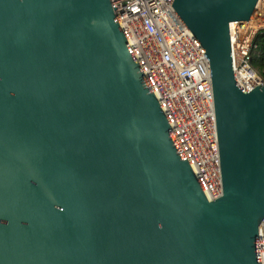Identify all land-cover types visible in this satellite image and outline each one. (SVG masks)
<instances>
[{
    "label": "water",
    "instance_id": "obj_1",
    "mask_svg": "<svg viewBox=\"0 0 264 264\" xmlns=\"http://www.w3.org/2000/svg\"><path fill=\"white\" fill-rule=\"evenodd\" d=\"M257 0H174L209 64L221 192L202 193L110 0H0V264H261L264 85L230 26Z\"/></svg>",
    "mask_w": 264,
    "mask_h": 264
},
{
    "label": "built area",
    "instance_id": "obj_2",
    "mask_svg": "<svg viewBox=\"0 0 264 264\" xmlns=\"http://www.w3.org/2000/svg\"><path fill=\"white\" fill-rule=\"evenodd\" d=\"M174 0H110L123 36L164 114L205 197L221 192L219 157L209 64L205 51L176 11ZM264 9V0H260ZM243 22L230 31L234 78L246 91L264 85L252 66L256 50L264 65V46ZM264 264V219L258 232Z\"/></svg>",
    "mask_w": 264,
    "mask_h": 264
},
{
    "label": "bare ground",
    "instance_id": "obj_3",
    "mask_svg": "<svg viewBox=\"0 0 264 264\" xmlns=\"http://www.w3.org/2000/svg\"><path fill=\"white\" fill-rule=\"evenodd\" d=\"M237 23L239 22H236L233 26H230L231 32ZM243 23H245L247 29H249L250 31L264 28V9L263 6L260 4V0H257L251 18Z\"/></svg>",
    "mask_w": 264,
    "mask_h": 264
},
{
    "label": "trees",
    "instance_id": "obj_4",
    "mask_svg": "<svg viewBox=\"0 0 264 264\" xmlns=\"http://www.w3.org/2000/svg\"><path fill=\"white\" fill-rule=\"evenodd\" d=\"M254 43L257 45L258 49H262L264 46V31L259 32L255 39ZM252 66L259 73L264 81V65L263 61L258 57L257 51H252Z\"/></svg>",
    "mask_w": 264,
    "mask_h": 264
},
{
    "label": "rangeland",
    "instance_id": "obj_5",
    "mask_svg": "<svg viewBox=\"0 0 264 264\" xmlns=\"http://www.w3.org/2000/svg\"><path fill=\"white\" fill-rule=\"evenodd\" d=\"M262 31H264V28H261L259 32H262ZM259 32H258V33H259Z\"/></svg>",
    "mask_w": 264,
    "mask_h": 264
}]
</instances>
